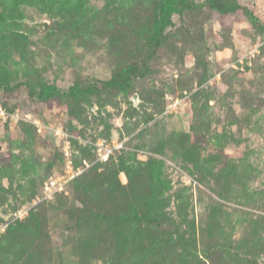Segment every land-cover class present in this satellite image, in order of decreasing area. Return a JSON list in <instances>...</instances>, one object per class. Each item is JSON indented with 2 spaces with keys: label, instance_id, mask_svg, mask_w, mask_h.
<instances>
[{
  "label": "rangeland",
  "instance_id": "374dc122",
  "mask_svg": "<svg viewBox=\"0 0 264 264\" xmlns=\"http://www.w3.org/2000/svg\"><path fill=\"white\" fill-rule=\"evenodd\" d=\"M188 1L0 0V264H264V36Z\"/></svg>",
  "mask_w": 264,
  "mask_h": 264
},
{
  "label": "trees",
  "instance_id": "16d2710c",
  "mask_svg": "<svg viewBox=\"0 0 264 264\" xmlns=\"http://www.w3.org/2000/svg\"><path fill=\"white\" fill-rule=\"evenodd\" d=\"M212 8L218 11L222 15L233 14L239 10H243L244 13L249 18L252 26L260 36H264V23H262L258 17H256L253 12L241 6L238 2H223L220 0H205ZM162 9H161V18L156 24L153 33L148 36V40L151 46H158L160 44L161 38L164 36V31L171 25L172 16L175 14H180L183 9L191 8L192 4L188 0H161ZM136 69L131 68L123 74L116 75L110 80L104 83L106 88H117L121 91H126L130 87L131 78L135 75ZM95 89L89 88L87 92H93ZM59 90L53 86H42L39 88V91L34 92V95L39 101H45L53 96ZM69 94L78 95L79 93H84L75 86L69 88ZM152 221L147 218V223Z\"/></svg>",
  "mask_w": 264,
  "mask_h": 264
},
{
  "label": "water",
  "instance_id": "95a60500",
  "mask_svg": "<svg viewBox=\"0 0 264 264\" xmlns=\"http://www.w3.org/2000/svg\"><path fill=\"white\" fill-rule=\"evenodd\" d=\"M31 25L35 26V27H43L45 29L48 28L49 23L46 21H40V20H36V21H28Z\"/></svg>",
  "mask_w": 264,
  "mask_h": 264
},
{
  "label": "built area",
  "instance_id": "2783aa9c",
  "mask_svg": "<svg viewBox=\"0 0 264 264\" xmlns=\"http://www.w3.org/2000/svg\"><path fill=\"white\" fill-rule=\"evenodd\" d=\"M109 157V153L107 151H105L102 155V159L106 160Z\"/></svg>",
  "mask_w": 264,
  "mask_h": 264
}]
</instances>
